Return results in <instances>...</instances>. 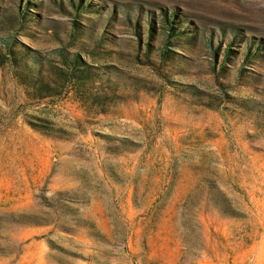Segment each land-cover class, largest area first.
<instances>
[{"label":"rangeland","instance_id":"1","mask_svg":"<svg viewBox=\"0 0 264 264\" xmlns=\"http://www.w3.org/2000/svg\"><path fill=\"white\" fill-rule=\"evenodd\" d=\"M90 1L0 0V264H264V0Z\"/></svg>","mask_w":264,"mask_h":264},{"label":"trees","instance_id":"2","mask_svg":"<svg viewBox=\"0 0 264 264\" xmlns=\"http://www.w3.org/2000/svg\"><path fill=\"white\" fill-rule=\"evenodd\" d=\"M69 4L72 8V12H74L75 14H80L81 12H97L99 9L96 8L98 6H96L94 3H91V1H84V0H68ZM30 0H27L26 3H29ZM33 11H31L28 8V5L26 4V6L18 7V16L20 18V23H23L25 19H30L33 16ZM176 13L172 10V11H167V10H162L160 13V18L162 19L163 22V26L164 30H165V35L163 37V42L161 44V48H160V54L166 58L168 52H170L171 48L168 46V44L170 43L171 40L175 41V39L181 38L182 35L185 32V29L182 26V23H180L179 20L176 19ZM74 25L76 26V22H74ZM76 28V27H75ZM90 27L88 25H85V28H83V31L81 32H90ZM137 36H138V41L141 40L140 36V31L137 30ZM153 31H152V27L148 30V37H152ZM184 37H182L183 39ZM190 39H192V35L191 34H187L185 35V40L186 42L189 41ZM251 41V40H250ZM247 42L246 45V49H245V53H244V58L246 60L250 59L252 56H254L255 54H260L261 52H259L260 46L257 47H252V45L254 44L252 41ZM257 42V41H256ZM209 46V48L212 50L213 52V56L216 57V55L218 54L219 51V45L215 46L212 43V39H211V35H208V39L206 42ZM147 48L149 50L150 44L149 42L146 43ZM232 51V48L227 46L226 48V56L229 55V52ZM8 52L11 53L10 59L12 62L16 65L21 66L20 69H18V77H19V82L23 85H25L26 88L30 87V85L32 87H34V89L36 90V92L39 91V94L43 95V94H49L48 92V88L54 85H51V83L49 81L44 82L41 81L44 80L43 79V69H45V65H43L44 61L42 60V57H40L39 55H37L36 53H32L27 54L28 52L26 50H19V56H15L16 51H14L13 49L9 48ZM172 52V51H171ZM258 54V55H259ZM169 55V54H168ZM9 54L5 53L4 51H0V65H2L6 59V57H8ZM72 62V67H73V72L75 71H79L80 73L83 71H88L87 68H83V65H85V61L83 60L82 56L78 53L75 52L72 54L71 58L69 59ZM31 62V64H30ZM81 65V66H79ZM241 69V70H240ZM245 69V67L240 66L239 67V74L242 73V70ZM86 74V73H85ZM42 76V77H41ZM79 77H81L82 75H79ZM77 76V77H78ZM76 77V76H75ZM78 77V78H79ZM53 88V87H52ZM195 91V89H194ZM193 90H191L190 92L194 93L197 95V92H194ZM199 92V90H198ZM37 124V123H35ZM42 126H47L48 128H53L51 125L49 124H45V123H40ZM43 132H50V131H43ZM223 201H221L222 203L225 202L224 210H230L231 207H229L228 205V200L227 198L222 195ZM226 212H230V211H226Z\"/></svg>","mask_w":264,"mask_h":264}]
</instances>
